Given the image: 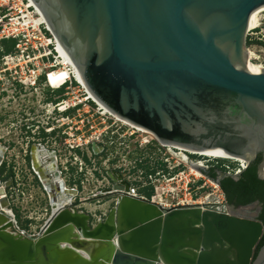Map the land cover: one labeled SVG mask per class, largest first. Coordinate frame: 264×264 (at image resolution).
<instances>
[{
  "label": "water",
  "instance_id": "obj_1",
  "mask_svg": "<svg viewBox=\"0 0 264 264\" xmlns=\"http://www.w3.org/2000/svg\"><path fill=\"white\" fill-rule=\"evenodd\" d=\"M31 1L113 115L161 144L241 158L247 167L264 151V68L247 66L245 43L264 0ZM99 148L91 144L94 154ZM31 157L51 215L35 237L12 232L13 212L1 210L11 178L1 183L0 264H264V245L255 255L264 233L260 208L251 212L258 202L164 208L121 194L95 221L61 181L54 194Z\"/></svg>",
  "mask_w": 264,
  "mask_h": 264
},
{
  "label": "built area",
  "instance_id": "obj_2",
  "mask_svg": "<svg viewBox=\"0 0 264 264\" xmlns=\"http://www.w3.org/2000/svg\"><path fill=\"white\" fill-rule=\"evenodd\" d=\"M18 1L21 4V7L19 5L17 7L20 15L19 18L26 16V28H31L34 33H37L39 39L42 37L45 40L44 42H49L45 44L48 49L47 56L45 57L48 58L47 62L49 64L46 72L42 74L43 84L49 87L52 92L64 90L66 93V96L60 101L52 100L51 103L47 104V110L64 113L68 110L79 108L76 122L78 123L76 127L79 128L68 134V146L71 154L69 157L70 165H68L67 170L72 176L83 175L80 187L83 191L87 190L84 193V197L96 194L107 196L106 194H110L111 206L105 212L100 210V205L87 204L88 206L84 207L95 221L105 218L108 211L115 206L117 198L121 194L139 198L164 208L209 203L226 204L220 185L216 179L205 175L203 165L200 166L201 169H191L188 162L183 163L178 160L175 153L176 150L173 147L161 144L151 134L142 132L141 130L143 129L141 128L132 125L133 128L129 123L117 120L115 115L110 111L107 110L105 112V107L88 98L83 87L74 78H66L57 88H53L50 84L49 76L63 67L59 61L55 46L51 43V38L53 37L47 29L48 27L44 24L34 25L32 23L37 16L33 13L31 7H26L27 1ZM6 16L7 14L5 13L0 17V32L2 33L5 29L4 21L7 20ZM18 37L19 34L17 33L9 36L2 34L0 35V40L7 41L12 39L18 41ZM260 66L264 68L263 64ZM69 92L74 94L71 98L67 97ZM76 92L80 94H76ZM84 94V97L79 98ZM71 118H74V116ZM142 134H149L150 138L140 137L138 139ZM91 144H95L97 148L100 147L99 154L93 153ZM77 151L78 153H76ZM6 156L5 159L7 161ZM104 156H107V159L101 161L100 159ZM188 157L191 158V155L188 154ZM213 159L227 163L222 164L221 174L231 178L238 177L247 167V162L241 158ZM70 168L74 169L73 173L70 171ZM107 172H112L116 180L112 181L108 177ZM18 173L15 171L14 176L11 177L8 193L6 192L7 188L5 189L9 207L15 219V226L11 230L22 236L35 237L38 233L31 234V231H39L51 215V209L43 187L39 181L34 180L37 179L36 172L30 170V174L28 173L25 179V181L28 180V183H33L32 185L28 184V186H31L32 194L23 191L25 184L21 185V173ZM260 173L264 176V164L260 167ZM34 181L37 182L38 188L43 194L42 196L45 197V199L40 201L47 202V204L44 202V207H37L39 212L42 210L43 213H35L34 210L31 212L27 208L32 203L39 206L41 204L39 196L36 195L37 192H34ZM94 182L99 185L94 186ZM89 185H92L90 188L93 187L91 189L93 192H90V188L86 187H89ZM117 185H122L123 189L111 188ZM125 186H127V190H125ZM104 188L105 190H102ZM205 188L210 189V191L202 196L201 192ZM96 191L99 192L96 193ZM71 203H73V198L71 199ZM77 209L81 210V207H77ZM225 211L229 212L227 205L225 206ZM18 221H27V227L20 228ZM35 221H42V224H31Z\"/></svg>",
  "mask_w": 264,
  "mask_h": 264
},
{
  "label": "flooded vegetation",
  "instance_id": "obj_3",
  "mask_svg": "<svg viewBox=\"0 0 264 264\" xmlns=\"http://www.w3.org/2000/svg\"><path fill=\"white\" fill-rule=\"evenodd\" d=\"M2 41L0 40V42ZM3 59L4 56L0 53V76L2 75L0 77V169L5 167V156H12L14 159L11 162L12 175L10 177L14 176L16 167V171L21 173V185L23 186V181L27 174H30V170L35 172L31 157L33 154L35 161L37 160L36 162L46 170L49 178L51 177L54 194L58 193L56 185L58 181H61L66 191H75V194L71 195L75 206L83 207L84 204L100 203L110 199V194L84 197V191L80 187L83 175L72 176L67 170L71 154L68 146V134L79 128L76 127L78 126L76 122L79 108L64 113L47 110V104L52 100L60 101L66 96L64 90L52 92L49 87L43 84L42 74L48 69V58L45 56L40 58L41 68L38 70L35 68L39 63L32 62L35 58H31V56H20L12 66H10L12 62H9V60L12 61L11 59L6 61ZM5 65L7 67H3ZM72 116L74 118H71ZM258 155L261 156L260 167L264 163V151L259 152ZM70 171L73 173L74 169L70 168ZM55 172L58 174L56 180ZM4 181L0 178L1 183ZM91 189L93 187L89 189L90 192H93ZM98 192L96 191V193ZM254 203L256 202L251 204ZM238 207L234 206L235 209ZM257 207L261 210L259 202L251 212L255 211ZM38 232L37 230L31 231V234Z\"/></svg>",
  "mask_w": 264,
  "mask_h": 264
},
{
  "label": "rangeland",
  "instance_id": "obj_4",
  "mask_svg": "<svg viewBox=\"0 0 264 264\" xmlns=\"http://www.w3.org/2000/svg\"><path fill=\"white\" fill-rule=\"evenodd\" d=\"M18 5L21 7V4L18 0H0V17L2 14H7L6 18L7 20L4 21V25H5V29L4 32H0V35H4L7 34L8 36L11 34H19V37L17 38L18 41H14L12 39L7 40V41H2L0 42V53H2V55L4 56L3 61L9 60L11 59L12 61L9 60L10 66H12L14 63L17 62V59L20 56H31V58H35L32 62H36L37 64L39 63V65H37V67L35 68V70H38L41 68V62H40V58H42V56H47L48 53V49L45 45V40L41 37L40 39L37 37V33H34L33 30L31 28H26V26L24 24L27 23V19L25 18H19V13H18ZM12 7V8H11ZM261 17L260 20V26L257 28H253L249 31H247V35H246V48H247V52L249 54V60L257 65H264V12L259 14ZM16 21H19V26L15 23ZM35 23H37V20L35 21ZM4 27V26H3ZM1 29V27H0ZM51 43L54 45V39H51ZM24 59H26V57H24ZM47 64H49V62H47ZM3 67H7V65L3 66ZM37 74V71H36ZM2 76V75H1ZM0 76V77H1ZM71 76L69 75V72L67 70H65L64 66L62 68H59L56 72H53L49 78H50V84L53 88H57L59 86V84H61L63 82L64 79L66 78H70ZM76 94H80L79 92H76ZM74 94L71 92H69L68 96L69 98H71ZM84 95H81L82 98L84 97ZM140 137H145L147 139L150 138V135H145L142 134V136H139L138 139H140ZM7 161L5 164V167L0 169V178H2V180H6L8 178H11L10 176L12 175V163L13 162V157L7 155ZM107 156L102 157L100 160H106ZM190 160H192V162H196L197 164H201L203 165L204 169L203 170H208L209 168H216L218 171H221V166L222 164H227L225 162H222L220 160H216L213 158H206V157H200V156H192L190 158ZM200 162V163H199ZM198 165V166H201ZM191 167V166H190ZM195 167H193L194 169ZM198 169L197 167L194 169L196 170ZM17 170V168L15 167V171ZM25 186H24V192L28 193V194H32L33 191L31 189V186L33 183L30 182L28 183V180L24 182ZM28 184H30L28 186ZM94 186H98L99 184L94 182L93 183ZM34 185H35V189L34 192L39 196V202L41 203L40 206L37 204L32 203V205H28L27 208H29L31 212H39L38 208L40 207H44V202L45 201H40L42 199H45L44 196H42V192L41 190L38 188V184L37 182L34 181ZM102 185V184H101ZM89 185L86 186L87 188H90ZM26 189H28L27 191H25ZM87 190L84 191V193ZM210 191V189L205 188L202 192L201 195L204 196L206 195V193H208ZM6 192H9V189H6ZM28 197V196H26ZM111 200H103L102 202H100V204H92V205H100V210L102 212H105L106 210H108V208L111 206ZM85 207H87L88 205H84ZM90 206V205H89ZM38 207V208H37ZM42 210L39 212L41 213ZM43 213V212H42ZM18 224L20 226V228H24L27 227L28 222L26 221H18ZM33 225H41L42 221H35L33 223H31Z\"/></svg>",
  "mask_w": 264,
  "mask_h": 264
},
{
  "label": "trees",
  "instance_id": "obj_5",
  "mask_svg": "<svg viewBox=\"0 0 264 264\" xmlns=\"http://www.w3.org/2000/svg\"><path fill=\"white\" fill-rule=\"evenodd\" d=\"M260 162L261 156L258 155L255 161L237 179L220 174L222 170L218 171L216 168H209L203 172L209 178L220 180V188L224 193L228 205L245 206L253 202H259L261 204V210L258 218L264 226V178H260L258 175ZM263 245L264 233L256 248L255 255Z\"/></svg>",
  "mask_w": 264,
  "mask_h": 264
},
{
  "label": "bare ground",
  "instance_id": "obj_6",
  "mask_svg": "<svg viewBox=\"0 0 264 264\" xmlns=\"http://www.w3.org/2000/svg\"><path fill=\"white\" fill-rule=\"evenodd\" d=\"M26 7H31L33 9V13L36 14V18H34L33 20V24L34 25H37V24H44L46 26V22L44 20V18L41 16V14L39 13V10L36 8V6L32 3L31 0H26ZM264 12V6H262L260 9H258L255 14L249 19V26H248V31L253 29V28H257L260 26V20H261V17H260V13ZM23 18H26V16H23ZM37 20V23H35V21ZM16 24L20 25L18 23V21L15 22ZM26 25V24H24ZM48 29V28H47ZM49 30V29H48ZM50 31V30H49ZM52 39V38H51ZM54 39V38H53ZM49 42H45V44H47ZM54 46H55V50L59 56V61L61 63L62 66H64L65 70H67L69 72V75L71 76L70 78H74L84 89V91L86 92V94L88 95V98L92 99L94 102L96 103H99L100 105H102L100 102H98L97 99H95V97L87 90V88L85 87V85L83 84V82L81 81V78L77 72V70L75 69V67L73 66L70 58L67 56V54L64 52V50L61 48V46L54 40ZM249 56V54H248ZM247 66H251V67H259V68H262L260 65H257V64H254L252 63L250 60L248 61V64ZM104 107V106H103ZM105 112H107V108L105 107ZM109 111V110H108ZM115 118L117 120H121V121H124L122 119H120L119 117L115 116ZM132 126V125H131ZM133 127V126H132ZM134 128V127H133ZM142 132H146L148 133L146 130H141ZM164 145V144H163ZM173 147L176 151V156L178 158V160L180 162H183V163H187L190 164L191 166V169H193V167H198V165H201V164H197L196 162H192V160H190V157H188V154L192 156H200V157H210V158H221V159H232L234 157L232 156H227V155H222V154H215V153H211V152H207V151H204V152H193V151H189V150H186V149H183L181 147H175V146H171ZM33 148V147H32ZM34 149V148H33ZM1 150V149H0ZM41 155V154H40ZM51 155V154H50ZM45 156V155H44ZM52 157V155L50 156ZM39 160V159H38ZM200 163V162H199ZM47 165V164H45ZM194 168V169H195ZM193 169V170H194ZM56 171V170H55ZM53 174V173H52ZM54 182V181H53ZM1 184V182H0ZM6 186H3V189L5 190ZM4 196L6 197V194H5V191H4ZM3 196V197H4ZM66 196V195H64ZM2 197V195H0V198ZM68 198V197H67ZM61 198H59L60 200ZM9 203V201H8ZM10 207H4L2 208L1 207V210H3V212H5L6 214H9L10 216H12V212L11 210L9 209Z\"/></svg>",
  "mask_w": 264,
  "mask_h": 264
},
{
  "label": "crops",
  "instance_id": "obj_7",
  "mask_svg": "<svg viewBox=\"0 0 264 264\" xmlns=\"http://www.w3.org/2000/svg\"><path fill=\"white\" fill-rule=\"evenodd\" d=\"M100 207V206H99Z\"/></svg>",
  "mask_w": 264,
  "mask_h": 264
}]
</instances>
